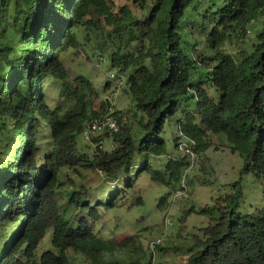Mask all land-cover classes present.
Instances as JSON below:
<instances>
[{"label": "trees", "instance_id": "trees-1", "mask_svg": "<svg viewBox=\"0 0 264 264\" xmlns=\"http://www.w3.org/2000/svg\"><path fill=\"white\" fill-rule=\"evenodd\" d=\"M129 1L136 10L125 5L115 13L112 0H0V264L35 263L48 230L40 220L44 193L53 191L65 170L101 171L113 184L124 180L128 189L134 187L132 175L144 172L166 184L180 182L196 154L211 146L207 135L226 133L236 137L233 151L243 158V170L264 190V0ZM92 9L113 25L111 66L127 75L139 124L117 117L119 130L103 132L113 148L98 144L90 155L76 146L85 111L62 116L46 102L44 84L46 78L67 79L62 54L77 47L78 28L96 25L85 19ZM259 20L247 54L225 52L228 39ZM192 23L191 29L207 35L212 55L189 42ZM211 91L219 92L218 99ZM173 121L195 142L194 154L186 153L184 162L170 159L163 171L154 169L147 161L168 154L165 136ZM233 186L232 194L200 209L213 213V223L196 238L185 264H264V209L260 217L237 211L241 186ZM86 194L83 185L69 201L85 207ZM63 214L53 224V249L43 252L39 264H70V249L89 264H120L109 259L114 248L87 218Z\"/></svg>", "mask_w": 264, "mask_h": 264}, {"label": "rangeland", "instance_id": "rangeland-1", "mask_svg": "<svg viewBox=\"0 0 264 264\" xmlns=\"http://www.w3.org/2000/svg\"><path fill=\"white\" fill-rule=\"evenodd\" d=\"M112 1L115 13H119L125 5L136 10L129 0ZM85 19L96 25L82 26L76 30L77 47L62 54L68 77L65 81L45 79L46 102L52 109L60 108L62 116L72 111L77 113L82 108L86 113V118L81 122L83 129L89 116L98 117L109 112L116 113L121 121L128 117L137 127L139 120L133 119L135 106L128 92L127 75L117 72L111 66L110 53L114 48L108 32L112 31L113 25L94 9ZM261 24V20L256 21L246 32L233 35L224 45L225 52L235 57L247 54ZM192 25L187 28L189 42L196 47V51L212 55L207 35L198 33L196 28L191 29ZM211 95L218 99L219 92L211 91ZM181 136L177 122H171L165 136L168 154L148 160L152 168L163 171L170 159L187 161L188 156L184 158L187 155L185 150L175 145V138L177 143ZM95 137L100 142L95 141ZM235 140L236 137L230 139L226 133H209L205 141L211 146L201 155L196 154L195 161L187 166L180 182L172 181L170 184L144 172L132 175L134 187L128 189L124 180L118 185L113 184L101 171L83 168L78 172L65 170L53 191L44 193L40 220L48 230L39 244L34 264H39L43 252L53 249V224L55 218L63 213L68 217L75 216V219L87 218L96 233L114 248L109 253L113 257L109 259L115 258L120 264L134 261L142 264H185L193 252L189 249L194 248L196 238H202L205 228L213 223V213H201L200 209L213 207L220 198L232 194L234 183L238 182L241 186V201L236 210L254 217H260L263 212V184L252 173L243 170V158L233 151L232 143ZM98 144L106 150L114 146L112 137L105 133L87 137L83 130L76 139L78 150L90 155L94 154ZM41 150L47 152V146ZM40 154V158H43L44 153ZM140 163L138 159L137 164ZM142 163L145 161L142 160ZM168 177L167 174L166 179ZM83 185L87 188L84 201L90 205L79 209L69 199L73 191ZM107 191L110 193L105 194ZM119 191L123 192L121 201L117 196ZM104 201L115 205L107 209L102 204ZM17 227L18 222L16 226L14 224L15 231ZM162 237V243L152 249V244ZM67 254L70 264L90 263L85 261L83 255L71 249Z\"/></svg>", "mask_w": 264, "mask_h": 264}, {"label": "built area", "instance_id": "built-area-1", "mask_svg": "<svg viewBox=\"0 0 264 264\" xmlns=\"http://www.w3.org/2000/svg\"><path fill=\"white\" fill-rule=\"evenodd\" d=\"M91 131H100L103 129L118 130V123L113 116H106L99 120H94L89 125ZM194 142L187 137H183L181 141V147L185 150L186 153L193 155L192 146Z\"/></svg>", "mask_w": 264, "mask_h": 264}, {"label": "clouds", "instance_id": "clouds-1", "mask_svg": "<svg viewBox=\"0 0 264 264\" xmlns=\"http://www.w3.org/2000/svg\"><path fill=\"white\" fill-rule=\"evenodd\" d=\"M106 116H113V117L116 119V121H117V116H116L113 112H109V114L107 113V114L101 115V116H99V117H97V118H94V119H92V120H90V121L87 122V124H86V126H85V129H84V134H86L87 137H90V136H92L93 134H102L105 130H110V129H103V130H100V131H91V129L89 128V125L91 124L92 121L102 119V118H104V117H106ZM117 123H118V121H117ZM118 130H119V123H118ZM118 130H110V131L117 132ZM183 137H187V136H185V135H182V136H181L179 146H181V141H182V138H183ZM187 138H188V137H187ZM188 139H190V138H188ZM190 140H191V139H190ZM192 141H193V140H192ZM193 142H194V141H193ZM194 143H195V142H194ZM192 150H193V149H192ZM162 241H163V237H162V238H158V239L152 244V246H153L152 249L155 248L156 245L161 244Z\"/></svg>", "mask_w": 264, "mask_h": 264}]
</instances>
